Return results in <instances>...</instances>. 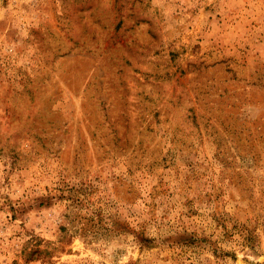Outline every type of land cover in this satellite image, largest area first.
<instances>
[{
    "label": "rangeland",
    "instance_id": "1",
    "mask_svg": "<svg viewBox=\"0 0 264 264\" xmlns=\"http://www.w3.org/2000/svg\"><path fill=\"white\" fill-rule=\"evenodd\" d=\"M0 264H264V0H0Z\"/></svg>",
    "mask_w": 264,
    "mask_h": 264
}]
</instances>
